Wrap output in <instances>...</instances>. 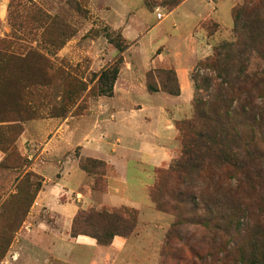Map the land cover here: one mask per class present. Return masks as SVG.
Wrapping results in <instances>:
<instances>
[{"label": "rangeland", "instance_id": "374dc122", "mask_svg": "<svg viewBox=\"0 0 264 264\" xmlns=\"http://www.w3.org/2000/svg\"><path fill=\"white\" fill-rule=\"evenodd\" d=\"M251 1L259 0L236 6ZM171 6L170 0H0V264H163V255L169 251L166 238L176 216L160 211L152 191L181 157L182 135L176 123L192 120L195 99L202 95L207 100L214 93V87L205 88V79H211L213 85L220 82L215 72L198 66L213 57L218 45L233 41L236 6L226 25L202 22L196 27L193 37L203 39L195 45L198 58L189 72L194 96L184 107V117L176 116L178 134L167 149L154 155L151 164H155L148 165L143 153L135 149L137 143L129 140V127L140 122L138 107H122L130 116L121 129L115 92L113 97H99L98 87L101 71L122 56L117 82L122 86L134 81L137 88L133 92L140 102L146 104L143 95H152L147 88L150 84L166 94L164 86L176 88L178 75L172 68L147 71L144 80L139 75L140 66L147 63L145 57L154 58L157 52L153 48L157 43H152L159 37L154 40L151 36L168 33L177 22L174 19L182 20L181 11L165 19L149 36L175 10ZM120 15L126 16V22L117 28ZM188 28L184 23L181 26L184 33ZM133 66L138 68L135 78ZM97 135L100 142L111 145L104 157L88 152ZM121 145L136 153H115ZM118 162L122 173L130 177H122ZM135 173L154 178L147 192L137 186L135 195L125 186ZM44 191L52 194L51 200L40 203ZM110 192L120 196H106ZM251 199L249 206L254 211L238 217L240 225L233 235L256 264H264V234L257 228L264 214L258 218L254 213L262 200L259 196ZM68 204L78 210L66 236V216L57 209ZM120 205L124 206L117 208ZM119 209L138 213L133 234L116 236L128 240L125 248L102 246L85 235L81 236L94 240L95 246L73 242L76 218L81 230L97 232L108 227L107 223H87V216ZM187 230L190 236L203 237V231ZM209 242L204 239L200 247L214 248Z\"/></svg>", "mask_w": 264, "mask_h": 264}, {"label": "trees", "instance_id": "16d2710c", "mask_svg": "<svg viewBox=\"0 0 264 264\" xmlns=\"http://www.w3.org/2000/svg\"><path fill=\"white\" fill-rule=\"evenodd\" d=\"M170 1V9L180 4ZM232 13L233 41L218 45L213 57L198 66L215 72L220 82L213 85L205 79V88L214 87V93L207 100L202 95L195 99L192 120L176 123L182 135L181 157L152 191L160 211L176 216L163 264H232L237 259L234 264H256L233 233L240 225L238 217L253 210L249 205L254 196L262 200L254 213L258 218L264 214V0L237 5ZM122 64L119 56L101 71L99 97H113ZM147 88L159 92L151 84ZM162 89L172 96L181 94L178 78L176 88ZM94 220L108 227L89 233L76 218L71 236H90L108 246L116 236L133 234L138 213L102 211L88 215L85 222ZM261 225L257 228L264 234V221ZM190 227L203 231V237L190 236ZM204 239L218 248L202 249Z\"/></svg>", "mask_w": 264, "mask_h": 264}, {"label": "crops", "instance_id": "0c3cea01", "mask_svg": "<svg viewBox=\"0 0 264 264\" xmlns=\"http://www.w3.org/2000/svg\"><path fill=\"white\" fill-rule=\"evenodd\" d=\"M180 4L175 10L168 13L165 18L158 23V25L154 26L149 33V36L152 35L155 27L161 26V23L168 18H172L176 14H179L181 11L183 12L182 20L174 19L177 21L173 25V29L167 31L168 33L159 36H151V39L155 40V37H159V40L154 41L152 45L157 43L154 48V51H157L154 58L145 57V61H147L146 65L142 63L143 66H140L139 75H142L143 80L145 77V73L150 70L157 69H174L176 74L178 75L179 84L181 94L180 96H172L163 92H157L154 94L143 95V102H140L138 98H135V93L133 92L135 88V82L129 81L125 82L122 86L120 85V81L117 82L115 88V98L113 100L119 101L118 107L119 109L115 110L117 112V117L122 122V125L119 128H124V120L127 119L130 115H127L125 110L122 108L123 106L136 105L138 110L136 112L137 118H139L140 122L138 125L131 126L129 128L132 129L131 135H129L131 143H137V147L135 148L137 152L143 153L144 159L147 164L150 165L151 162L154 161V155L157 153L163 152L166 146L169 145L168 142L170 140H174L177 136V131L175 129V122L178 121L176 116L184 117V107L189 106L193 96H194V88L192 85V80L190 78L189 72L191 71L192 65L196 62L198 55L195 52V45L199 41H202L201 38H194L193 34L195 33V29L202 22H218L220 24L226 25L229 21V16H231L232 9L238 3H243L245 0H179ZM126 16L120 15L118 18L117 28L123 27L126 22ZM182 21V23H181ZM227 21V22H223ZM111 23H116V20H113ZM188 25V31L183 32L181 26ZM112 24V25H114ZM205 36V35H203ZM195 43V44H194ZM162 51L158 53V51ZM144 58V57H143ZM142 58V59H143ZM136 68V69H135ZM137 67L133 66L132 76L135 78ZM122 72L120 73L121 76ZM144 85V84H142ZM144 87V86H142ZM143 94L145 92L143 91ZM174 98V99H172ZM121 100V101H120ZM174 109H176L177 114H174ZM182 111V112H180ZM189 112V111H188ZM173 114V115H172ZM135 134V135H132ZM135 139L133 142L132 139ZM120 140V139H119ZM126 140V137L125 139ZM128 140V141H129ZM157 141H161L159 145ZM143 142L145 143L143 146ZM128 143V142H127ZM109 143L100 142L99 136L94 137V142L90 143V151L95 155H107L109 148ZM142 146V147H141ZM130 148H127L126 145L123 147L122 145L114 151L119 154H135L136 150L129 151ZM89 150V149H88ZM105 159V158H104ZM150 162V164H149ZM119 164V162H118ZM155 164V163H153ZM151 164V165H153ZM122 177L129 173H122L121 165L116 166ZM131 174H129L130 177ZM141 178H144L143 181ZM132 179V180H131ZM131 183L125 186H128L129 190L134 191L136 195L137 186H143L146 192L154 183V178L148 176L147 174L142 177L140 174L137 177V173L132 174ZM141 184V185H140ZM79 186V185H78ZM77 186V187H78ZM48 188V187H47ZM110 190L114 192H119L117 189L112 188L110 186ZM55 191V190H54ZM106 195V194H105ZM135 195L132 196L135 197ZM52 194L48 193V191H44L39 196L38 200L40 203L48 201L51 198ZM106 196H120L110 194ZM51 200V199H50ZM48 203V202H46ZM124 205L117 206V208L123 207ZM55 210V209H54ZM78 208L74 204L63 205L62 208L57 209V212L66 216L65 220L67 223V231L66 236L71 231V225L73 218L77 213ZM73 242L76 245L93 247L95 246L94 240L85 236H78L76 238H72ZM128 240H125L121 237H115L112 241V245L110 248L115 249H123L126 247Z\"/></svg>", "mask_w": 264, "mask_h": 264}]
</instances>
